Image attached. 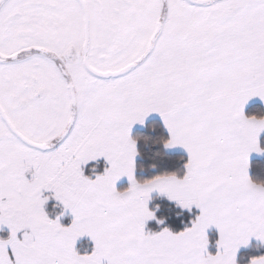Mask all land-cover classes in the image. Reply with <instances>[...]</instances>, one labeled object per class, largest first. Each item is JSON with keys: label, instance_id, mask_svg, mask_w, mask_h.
Returning <instances> with one entry per match:
<instances>
[{"label": "snow or ice", "instance_id": "1", "mask_svg": "<svg viewBox=\"0 0 264 264\" xmlns=\"http://www.w3.org/2000/svg\"><path fill=\"white\" fill-rule=\"evenodd\" d=\"M0 264H264V0H0Z\"/></svg>", "mask_w": 264, "mask_h": 264}]
</instances>
